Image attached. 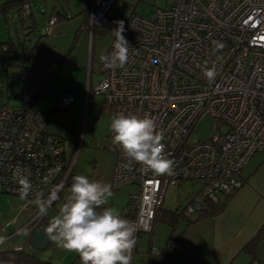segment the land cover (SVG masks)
<instances>
[{
  "label": "built area",
  "instance_id": "built-area-1",
  "mask_svg": "<svg viewBox=\"0 0 264 264\" xmlns=\"http://www.w3.org/2000/svg\"><path fill=\"white\" fill-rule=\"evenodd\" d=\"M113 2L87 0L90 33L95 27L111 32L107 54L113 51L112 31L118 27L106 16ZM169 3L171 7L157 8L151 18L132 14L122 20L130 46L128 63L120 68L102 62L104 76L94 89L111 117L124 113L154 118L164 134L165 154L175 162L173 174H154L126 158L110 130L107 148L115 154L111 189L138 186L121 214L136 228V241L140 233L152 231L167 187L201 180L185 205L187 213L199 212L204 199L217 201L219 193L239 189L241 170L254 152L264 149V0H166ZM21 12L27 17L30 6L25 4ZM54 21L48 18L46 31ZM214 41L223 48L216 50ZM214 61L217 75L209 81L203 70L205 62L211 67ZM20 96V106L0 105V193L19 195V172L33 186L27 198L35 199L37 191L45 195L57 185L65 202L76 175L72 162L66 167L64 139L47 130L32 93ZM73 100L70 94L59 95L55 106L64 109ZM204 115L226 130L190 141ZM136 248L137 242L132 259ZM151 253L162 250L151 248ZM74 264H80L79 255Z\"/></svg>",
  "mask_w": 264,
  "mask_h": 264
},
{
  "label": "rangeland",
  "instance_id": "rangeland-1",
  "mask_svg": "<svg viewBox=\"0 0 264 264\" xmlns=\"http://www.w3.org/2000/svg\"><path fill=\"white\" fill-rule=\"evenodd\" d=\"M5 1L8 0H0ZM28 2L36 23L33 28L29 23L31 18L20 19L15 8H0V41L14 43L18 55L15 60L21 65H27L28 71L23 76L19 66H7L5 61H0V105L20 106L22 99L19 94L27 91L34 95V106L47 114L59 95H72L74 100L63 114H50L47 130L64 139L65 156L73 163V175H86L90 180L110 184L115 164V154L107 148L111 142L109 133L112 117L108 106L103 103V96L95 93L94 89L104 76L100 71L102 62L99 57L107 54L112 40L111 32L95 28L90 33L87 26H81L83 15L78 11L87 6V0ZM53 6L62 12L63 17L46 31ZM171 6L172 3L166 4V0H114L106 16L116 23L132 14L151 18L157 8ZM215 124L210 115L199 118L190 134V141L206 140L212 134L226 130L224 124ZM72 135L74 143L69 142ZM260 160H264V149L254 152L244 171L254 168ZM201 183V180H186L179 185L167 187L161 208L177 213L184 211L189 197ZM56 187L54 185L52 190ZM111 190L113 195L105 207H115L121 214L129 195L138 192V186L128 184ZM33 201L32 198L21 199L18 194L0 193V236H8V240L0 244V247L10 248L16 242L28 247L26 225L37 214L40 215ZM63 203L62 199L56 200L49 206L46 215L39 216L40 219L43 217L49 221ZM193 216L187 213L182 215L175 234L187 228L185 220ZM170 232L168 224L156 219L152 232L141 233L139 242L149 241L152 248L161 249ZM33 250L40 258L54 264H71L76 256V252L66 251L53 241L43 250ZM153 262L159 263L160 256L152 254ZM250 264H264V234L257 244L256 257Z\"/></svg>",
  "mask_w": 264,
  "mask_h": 264
},
{
  "label": "clouds",
  "instance_id": "clouds-1",
  "mask_svg": "<svg viewBox=\"0 0 264 264\" xmlns=\"http://www.w3.org/2000/svg\"><path fill=\"white\" fill-rule=\"evenodd\" d=\"M123 23L118 21V27L112 31L115 40L111 54L99 57L106 67L124 68L128 63L130 46L123 35ZM213 43L216 50L223 48L221 42ZM221 60L217 56V61ZM205 65L203 75L212 81L217 75V63L214 61L211 67H207V62ZM110 130L113 143L119 145L126 158L154 174H173L175 162L165 154L164 134L157 130L154 118L119 113L111 118ZM17 180L19 196L26 199L32 193V183L27 175L19 172ZM59 190L53 189L47 197L42 191L35 193L33 203L41 215H46L51 203L59 199ZM68 192L66 201L45 229L50 240L66 251L76 252L80 264H131L137 242L136 228L115 207H105L113 195L111 185L76 175ZM4 240L0 236V244Z\"/></svg>",
  "mask_w": 264,
  "mask_h": 264
},
{
  "label": "crops",
  "instance_id": "crops-1",
  "mask_svg": "<svg viewBox=\"0 0 264 264\" xmlns=\"http://www.w3.org/2000/svg\"><path fill=\"white\" fill-rule=\"evenodd\" d=\"M87 6L78 11L83 15L81 26L86 25L88 20ZM251 157L240 172L245 182L230 196L224 209L215 216L202 217L191 223L176 239L172 253L173 264H250L249 254L243 247L264 225V160L244 171ZM165 254H158L160 262L157 264L166 263ZM151 255L148 252V241L139 242L138 238L131 264H155L151 263Z\"/></svg>",
  "mask_w": 264,
  "mask_h": 264
},
{
  "label": "trees",
  "instance_id": "trees-1",
  "mask_svg": "<svg viewBox=\"0 0 264 264\" xmlns=\"http://www.w3.org/2000/svg\"><path fill=\"white\" fill-rule=\"evenodd\" d=\"M44 3H46V0H44ZM25 4L29 5L28 0H8L5 2H0V8L2 10H5V9L9 10V9L15 8L17 10V13H18V16L20 17V19L31 18L29 23L31 25L30 27L33 28L36 23L33 20L31 9H30V13L28 14L27 17H24L22 12H21ZM61 13L62 12H59L53 6L49 17L53 16L55 19V21H54V23H55L58 19L63 17V14H61ZM86 13H88V6H87ZM87 22H88V20H87ZM85 26H87V23ZM95 28H100V27H95ZM94 29H93V31H94ZM101 29H103V28H101ZM17 56H18L17 50H16V47L12 41H8V40L7 41H0V61L1 62L5 61L7 66L8 65L19 66L21 68V75L26 76L27 75V65L19 64L15 60ZM55 102L52 105L49 113L45 114L42 110L40 111L41 114L43 115L45 121H48L50 114H52V113L63 114L65 112L66 108L58 109L55 106ZM72 134H74L73 130H72ZM74 139L75 138L72 135L71 138L69 139V142L71 141V143H74V141H75ZM68 164H69V160L66 158V167ZM66 167H65V169H66ZM241 181H242V185H243V183L245 182V179L243 177H241ZM51 190H49L47 193H45V197L48 196V194L51 192ZM233 193L221 192L218 194L217 201H213L210 199H204L203 205H202L200 211L196 212L192 218L186 219L185 220V226L186 227L189 226L191 223L197 221L198 219H200L202 217L215 216V215L219 214L224 209V206L226 205L227 201L229 200L230 196H232ZM55 201H53V202H55ZM127 202H128V200H127ZM127 202H126V204H127ZM37 209H38V207H37ZM184 213L185 214L187 213L185 210V206H184V211H181L179 213H177L175 211H171V210H164L161 208V204L157 208L154 221L156 219H159L171 227V232L169 234V237L164 242V244L161 248L162 253L163 252L166 253L165 254L166 255V263L165 264H173V262H172L173 246L175 244L176 239L185 230V228H184L180 233L175 234L176 229H177L176 227H177V224L179 223L180 218H182V215H185ZM187 214H189V213H187ZM37 222L41 223L42 225H48V223H49L47 218L44 219L43 217H42V219H40V217H39L37 219ZM33 223H36V222H32L31 224H33ZM151 232H143V233H151ZM262 232H264V225H262L258 229L257 233L243 247V250L251 256L249 263H251V260L253 261L256 257L257 244L260 241L262 234H264ZM140 234H139V236H140ZM137 240H138V238H137ZM150 244L151 243L148 241V252H151L152 246ZM14 245L15 244H13L12 247H10V248L0 247V264H54L53 262H51L49 260H44V259L40 258L31 247L25 248L21 245L20 248H15ZM77 257H78V254L76 253V256H75V258L71 264L75 263Z\"/></svg>",
  "mask_w": 264,
  "mask_h": 264
},
{
  "label": "water",
  "instance_id": "water-1",
  "mask_svg": "<svg viewBox=\"0 0 264 264\" xmlns=\"http://www.w3.org/2000/svg\"><path fill=\"white\" fill-rule=\"evenodd\" d=\"M38 218L39 217L36 216L30 221L28 225L29 227L27 226L29 230L27 231V236L32 249L43 250L49 245L51 240L45 231L47 225H42L41 223L37 222ZM32 222L36 223L31 224Z\"/></svg>",
  "mask_w": 264,
  "mask_h": 264
}]
</instances>
